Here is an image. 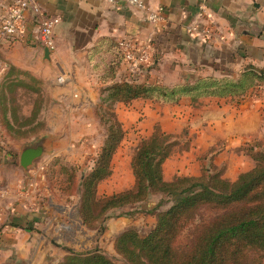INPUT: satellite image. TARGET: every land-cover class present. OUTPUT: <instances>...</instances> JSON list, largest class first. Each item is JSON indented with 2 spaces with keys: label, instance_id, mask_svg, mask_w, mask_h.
Returning a JSON list of instances; mask_svg holds the SVG:
<instances>
[{
  "label": "crops",
  "instance_id": "obj_1",
  "mask_svg": "<svg viewBox=\"0 0 264 264\" xmlns=\"http://www.w3.org/2000/svg\"><path fill=\"white\" fill-rule=\"evenodd\" d=\"M39 1L46 13L60 19L54 29L56 47L45 54L38 17L28 11L25 28L17 38L0 40V82L5 77H24L18 70L31 74L42 80L47 103L76 104L81 111L75 114L98 104L103 90L114 81L160 82L171 87L193 84L200 78L224 83L241 79L248 66L264 67V0H145L146 9L125 1ZM15 2L0 0V25ZM160 8L164 18L148 21ZM200 13L204 23L211 24L223 39L207 42L187 32L192 22L199 21ZM122 38L151 45L153 63L146 70L135 72L116 56L115 44ZM11 68L17 72L11 74ZM60 75L66 78L64 82L58 80ZM116 107L125 137L113 167L127 163L132 184L134 148L156 127L174 142L163 163L165 181L198 177L205 168L235 181L255 166L251 150H264V84L243 95H209L195 101L186 95L172 103L139 98L128 104L118 102ZM79 120L84 128L86 121L82 116ZM91 133L93 138V129ZM4 136L0 124V264H17L20 255L29 257L30 253L34 262L42 244L36 245L33 228L46 226L50 213L33 195L39 189L34 176L26 175L19 161L14 164ZM123 150L127 154L119 162ZM131 219L119 217L110 224L112 230L120 234V223ZM39 236L41 240L45 233Z\"/></svg>",
  "mask_w": 264,
  "mask_h": 264
},
{
  "label": "trees",
  "instance_id": "obj_2",
  "mask_svg": "<svg viewBox=\"0 0 264 264\" xmlns=\"http://www.w3.org/2000/svg\"><path fill=\"white\" fill-rule=\"evenodd\" d=\"M115 54L123 60L118 44ZM249 68L237 81L221 83L200 78L195 83L167 86L160 82L114 81L103 90L95 106L96 116L106 126L104 145L83 180L79 207L80 217L88 228H96L109 217V211L129 205H142L154 193L163 198L146 212L156 213L154 229L146 236L136 229L121 232L115 241L117 252L130 264H264V150H251L255 166L242 172L238 179H225L220 173L203 169L201 176H179L172 181L163 177V163L170 156L174 142L171 135L156 127L135 146L131 169L132 188L100 196L99 186L113 173V158L125 129L119 119L116 103H131L150 98L162 102H178L189 95L193 100L203 96L243 95L250 88L264 84V67ZM12 72H17L11 68ZM24 77L0 82V124L13 129L9 93L25 88L38 95L42 80L25 72ZM106 107V108H104ZM167 208L161 209L165 203ZM205 210L212 217H202ZM134 214V212H127ZM196 232L186 242L180 240L184 230L195 223ZM102 229H104L102 227ZM182 242V243H181ZM59 264H116L100 249L84 252L69 249Z\"/></svg>",
  "mask_w": 264,
  "mask_h": 264
},
{
  "label": "rangeland",
  "instance_id": "obj_3",
  "mask_svg": "<svg viewBox=\"0 0 264 264\" xmlns=\"http://www.w3.org/2000/svg\"><path fill=\"white\" fill-rule=\"evenodd\" d=\"M39 87L41 90L38 95L26 88L9 93V100L6 102L14 127L11 130L4 128V144L13 153L14 164L18 163L20 152L25 146L34 144L42 136L47 137V152L35 160L28 170L23 168L26 175L34 176V182L39 187L33 194L34 197L38 199L37 201L40 200V203L46 204L47 212L50 213L46 215V226L40 224L33 228L37 235L36 245L42 244V250L40 253L36 252L34 262L31 261L30 253L29 257L20 255L17 264H59L69 253V249L84 252L96 248L116 264H130L117 252L115 241L119 234L112 230L110 224L119 217L127 219L133 217V221L129 223L121 222L120 229L124 231L134 228L146 236L154 229L157 217L156 213L143 210L154 207L167 197L159 192L154 193L142 205H129L110 210L109 217L96 228L84 225L79 212L83 180L91 171L94 160L104 145L106 126L96 116V104L92 109H89L91 108L89 105L82 109L85 112L75 114L81 111L79 106L47 103L43 84L40 83ZM79 116L86 121L84 128L78 124ZM83 129H86L87 133H84ZM65 137L69 140H64ZM125 154L127 150H123L119 162H122ZM128 168L130 167L127 163H115L113 175L99 187V195H109L132 188L134 184L129 177ZM169 205L171 204L166 202L161 209ZM213 215L214 211L202 212L205 219ZM136 216L141 219L137 221ZM194 222L184 230L180 238L182 242L187 243L192 239L196 232L195 224L200 222V217ZM43 233L45 236L39 240V234Z\"/></svg>",
  "mask_w": 264,
  "mask_h": 264
},
{
  "label": "built area",
  "instance_id": "obj_4",
  "mask_svg": "<svg viewBox=\"0 0 264 264\" xmlns=\"http://www.w3.org/2000/svg\"><path fill=\"white\" fill-rule=\"evenodd\" d=\"M114 3L117 1H125L128 5L138 9H146L147 4L145 0H106ZM163 8L159 9L157 15L147 17L150 22L162 20ZM32 11L39 20V41L41 45L50 50L55 49L54 29L59 23V17L48 14L42 8L39 0H16L10 7L8 14L0 25V40L13 42L19 33L25 28L26 14ZM199 21L192 22L187 27V32L202 38L205 41L212 39H223L219 36L217 30L209 23H204V14L200 13ZM118 48L122 52L123 61L126 62L130 68L135 72L146 70L145 68L153 63L151 45L141 44L134 39L122 38L117 42ZM58 80L64 82L66 78L63 75L58 77Z\"/></svg>",
  "mask_w": 264,
  "mask_h": 264
},
{
  "label": "water",
  "instance_id": "obj_5",
  "mask_svg": "<svg viewBox=\"0 0 264 264\" xmlns=\"http://www.w3.org/2000/svg\"><path fill=\"white\" fill-rule=\"evenodd\" d=\"M50 49L46 48L45 54L49 55ZM47 152V137H40L34 144L25 146L20 152L19 162L22 168L28 170L35 160L39 159Z\"/></svg>",
  "mask_w": 264,
  "mask_h": 264
}]
</instances>
